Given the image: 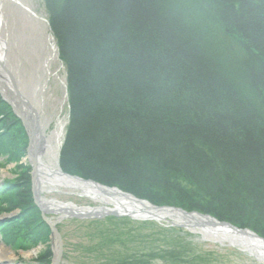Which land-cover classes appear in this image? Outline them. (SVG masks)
<instances>
[{
    "label": "trees",
    "instance_id": "16d2710c",
    "mask_svg": "<svg viewBox=\"0 0 264 264\" xmlns=\"http://www.w3.org/2000/svg\"><path fill=\"white\" fill-rule=\"evenodd\" d=\"M43 1L66 71L62 169L264 238V0ZM32 211L27 245L49 234Z\"/></svg>",
    "mask_w": 264,
    "mask_h": 264
},
{
    "label": "rangeland",
    "instance_id": "374dc122",
    "mask_svg": "<svg viewBox=\"0 0 264 264\" xmlns=\"http://www.w3.org/2000/svg\"><path fill=\"white\" fill-rule=\"evenodd\" d=\"M25 1L32 5L39 16H44L48 23L46 6L43 0ZM48 33L52 34L51 32ZM55 45L57 46V43ZM58 58L62 64V69L59 70L58 74L63 82L61 83L57 78H53L54 80L46 85L45 116L48 122L52 123L50 125L52 127H54L57 119L64 120L65 131L68 120L66 71L60 57ZM22 63L23 68L26 70L28 65L23 61ZM63 99L65 101L62 103L60 114L59 110L53 111L52 104H56L57 101L62 102ZM0 100L3 101L2 97H0ZM4 103L8 106L6 102ZM6 112V114L0 115V134H3L4 138L8 137L6 141L7 148H10L9 151H12V149H16L18 152L23 151L25 146L21 147L22 142L17 136L16 123L13 117L9 116V109ZM13 136H16V138ZM10 155L8 152L0 151V181H5L4 184L7 189L5 194L2 193L0 196V227L2 226L3 231H6L7 234L5 233V235L7 237L2 238L4 234L2 233L0 240L12 252L4 260L14 264H53L56 249L53 248L55 242L51 238V233L44 238H40V240L37 239L35 244H26L29 239L26 232V216L29 219L33 215L30 213H34L32 211L33 207L38 211L40 210L34 203L33 193L30 192L32 181L29 182L30 170L28 166L17 159L11 160ZM57 164H59V160ZM107 187L117 188L114 186ZM43 195L46 199H55L62 203H73L82 207L94 206L86 197L80 195L55 192H43ZM39 217L42 220L40 212ZM6 224L10 226L9 229ZM177 229L153 221H134L112 216L101 220H64L61 223H56L55 226V231L61 243V259L58 264H259L253 257L238 249L221 247L215 243L201 241L198 238L199 235L196 234L198 241L190 233L182 229H178L180 230L178 231ZM42 239H44V242L41 241ZM23 242L26 246H23ZM28 251H32L31 257L24 255Z\"/></svg>",
    "mask_w": 264,
    "mask_h": 264
},
{
    "label": "bare ground",
    "instance_id": "6f19581e",
    "mask_svg": "<svg viewBox=\"0 0 264 264\" xmlns=\"http://www.w3.org/2000/svg\"><path fill=\"white\" fill-rule=\"evenodd\" d=\"M46 18H48V14ZM48 32H51L49 23L46 22L44 16H39L34 11L30 3L25 0H0V90L2 92V96L5 97V99H9L13 106L12 109L8 105L20 122L22 129L20 131L18 130L17 136L22 142L21 147L25 146V149L19 152L16 149L9 151L8 149L10 148H7L6 146L4 152L8 150L7 152L11 154V160L17 159L24 165L28 166L30 170L29 182H33V192L35 193V197L38 199V203L42 208L40 210L43 212L41 217H44L49 222V224H46L43 221L48 228L49 234L51 233V238L55 242L53 248H55V251L57 252L56 245L58 241L53 232V230L55 231L56 223H61L64 220H80L70 218L66 215H56L55 211L53 213V210H57V207L62 204L60 201L55 199H46L43 192H55L70 195L75 194L81 196L84 194L89 198L90 193L84 190L85 187H80L79 189L73 187L74 184H71L72 182L69 178L64 177L70 174L66 173L62 169L60 163L57 164L60 150L65 138L64 120L59 118L55 122L54 127L50 126L52 123H49L47 117L45 116V90L46 85L52 82L54 80L53 78H57L61 81V83L63 82V79H60L58 74L59 70L62 69V64L58 60V48L55 45V40L52 34H49ZM22 61L28 65L26 70L23 68ZM5 72H8L12 77L11 80L13 81L14 86L22 95V99L25 103L24 106H21L22 108L16 105V101L12 96L14 93L13 88L11 87L12 81H9L7 73ZM64 101L65 99H63L62 102L57 101L56 104L53 103V111L59 110L60 114L62 111V103H64ZM14 138H16V136H14ZM4 182L0 181V196L2 193L5 194L7 191ZM30 190V192H32V186H30ZM103 201H105V199H103ZM72 204L73 203H69V206H72ZM36 207L39 209L37 205ZM169 207L179 208L188 213L195 212L187 211L175 206ZM95 208H97V206H95ZM68 210L72 211V208L69 207ZM202 215L211 216L209 214ZM211 217L220 223H229L226 221H220L213 216ZM159 224L165 223L159 222ZM229 224L232 225L231 223ZM6 227L10 228L7 224ZM0 228V235L4 233L2 238L7 237L5 235L6 231H3L4 229L2 226ZM190 235L195 236L196 234L190 233ZM198 238L200 239V236H198ZM195 239H197L196 236ZM216 240L219 244H223L221 247H230L234 245V241L228 236L219 235L216 237ZM41 241L44 242L43 240ZM240 250L246 255L253 257V259L259 264H264V259L254 254V252L245 249ZM55 251L54 254L56 255ZM11 254L12 252L9 251V249L0 240V264H14L10 263L8 260H4ZM24 255L31 257L32 251L25 252ZM58 262H60V259Z\"/></svg>",
    "mask_w": 264,
    "mask_h": 264
},
{
    "label": "water",
    "instance_id": "95a60500",
    "mask_svg": "<svg viewBox=\"0 0 264 264\" xmlns=\"http://www.w3.org/2000/svg\"><path fill=\"white\" fill-rule=\"evenodd\" d=\"M5 73H7L9 81H12V77L9 73ZM11 87L14 91L12 96L16 101V105L22 108L21 106H24L25 103L22 99V95L14 86L13 81ZM0 94L3 101L13 109L9 99H5V97L2 96L1 90ZM64 177L69 178L72 182L71 184H74L73 187H76L77 189L85 187L84 190L90 193H88L90 198L84 194L83 197L88 198L94 206L80 207L73 204L72 206H69V203L64 204L61 202L62 205L57 207V210H53V213L55 211L56 215H66L80 221L101 220L105 217L112 216L118 218L126 217L134 221L163 222L165 225L170 227L181 228L188 233L198 234L201 241L219 244L216 237L219 235L228 236L234 241V245L230 247L254 252V254L264 259V238L248 229H238L229 223H220L211 216L202 215L198 212L188 213L179 208L155 206L146 200L138 199L135 196L124 193L117 188L107 187L92 180H84L70 175ZM32 193L34 196V203L39 207V210H41L42 208L38 203V199L35 197V193L33 192V182ZM102 198L105 199V201H103ZM95 206H97V208H95ZM69 207L72 208V211L68 210ZM41 215H43V212H41ZM42 219L46 224H49L44 217H42ZM53 232L58 241L57 252L55 255L56 259L53 264H58V260L61 259V243L56 231L53 230ZM222 245L223 244H219V246Z\"/></svg>",
    "mask_w": 264,
    "mask_h": 264
}]
</instances>
